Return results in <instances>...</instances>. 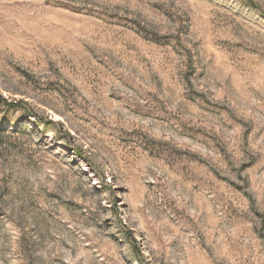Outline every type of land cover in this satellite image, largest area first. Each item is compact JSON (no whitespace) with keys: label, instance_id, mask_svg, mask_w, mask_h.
I'll return each mask as SVG.
<instances>
[{"label":"rangeland","instance_id":"1","mask_svg":"<svg viewBox=\"0 0 264 264\" xmlns=\"http://www.w3.org/2000/svg\"><path fill=\"white\" fill-rule=\"evenodd\" d=\"M0 264H264V0H0Z\"/></svg>","mask_w":264,"mask_h":264},{"label":"trees","instance_id":"2","mask_svg":"<svg viewBox=\"0 0 264 264\" xmlns=\"http://www.w3.org/2000/svg\"><path fill=\"white\" fill-rule=\"evenodd\" d=\"M0 101H1V102H5V99H3V98L0 96Z\"/></svg>","mask_w":264,"mask_h":264}]
</instances>
